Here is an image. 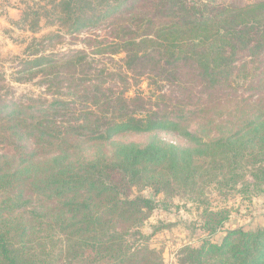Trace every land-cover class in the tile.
I'll return each instance as SVG.
<instances>
[{"label": "trees", "instance_id": "trees-1", "mask_svg": "<svg viewBox=\"0 0 264 264\" xmlns=\"http://www.w3.org/2000/svg\"><path fill=\"white\" fill-rule=\"evenodd\" d=\"M48 1L29 32L92 33L29 44L15 82L40 78L50 100L0 93V264H164L142 231L157 196L264 189V0ZM141 79L150 95L130 96ZM227 212L203 211L179 264H264V228L213 239Z\"/></svg>", "mask_w": 264, "mask_h": 264}, {"label": "rangeland", "instance_id": "rangeland-1", "mask_svg": "<svg viewBox=\"0 0 264 264\" xmlns=\"http://www.w3.org/2000/svg\"><path fill=\"white\" fill-rule=\"evenodd\" d=\"M49 5L48 0H0V80H3L0 82V87L5 89L0 93L4 96L5 91L12 92L11 95L6 96L8 104L17 101L24 105L28 103L29 98L51 99L38 77L29 82H15L24 75L19 73L23 64L36 58L29 55L31 50L29 44L33 39L41 40L51 33L62 34L64 36L54 41L55 46L45 54L69 52L84 49V39L92 33L85 30L69 36L56 26H46L45 19L41 20L40 27L43 28L39 33L32 34L27 28L25 29L30 25L22 24L23 14L30 9L37 10L40 6ZM104 62L113 66L107 58ZM130 85V96L137 93H141L144 97L150 95V88L145 79H141L139 84L132 80ZM64 93L67 97V92ZM0 110H3L4 114L8 112L4 107ZM131 140L142 142L143 138L135 136ZM247 180L251 181L250 178ZM242 190L245 189H217L215 186L206 188L204 197L208 201L207 204L192 200L184 192L175 191L170 195H159L156 197L158 206L148 218L142 231L147 236L152 235L151 247L159 252L164 264H179L184 248L197 247L200 239L207 238V231L201 227L205 209L213 212H229V214L227 212L228 221L213 237L216 242H220L227 231L237 229L241 225L254 232L264 228V189L255 191L251 188L250 192H242L243 194L239 192ZM134 193L145 197L154 196L150 188L136 189ZM157 228L159 230L156 232Z\"/></svg>", "mask_w": 264, "mask_h": 264}]
</instances>
